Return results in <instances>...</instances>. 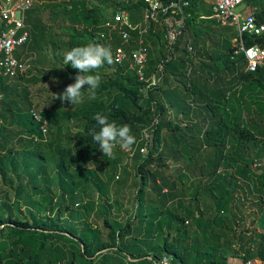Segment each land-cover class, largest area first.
I'll use <instances>...</instances> for the list:
<instances>
[{"label": "trees", "instance_id": "1", "mask_svg": "<svg viewBox=\"0 0 264 264\" xmlns=\"http://www.w3.org/2000/svg\"><path fill=\"white\" fill-rule=\"evenodd\" d=\"M37 2L48 5L53 12L46 14L42 11L33 12L32 10L28 13L27 24L30 37L21 50V54L18 55L19 58L23 57V61L31 63L28 71L18 76L26 88L41 82L65 77L66 87L68 84L74 83V78L78 73V70L72 68L70 64L67 65L65 73H45V70H50L53 67L52 60L46 52L49 45L46 44L45 46L49 40L48 22L52 17L61 18L67 23L66 27L60 28L61 34H55L57 36L55 42L60 43L59 45L64 46L67 51L91 42H98L109 47L112 53L119 47L125 48L127 53H131L137 48L140 39L138 31L131 32L132 45L127 46L122 42L119 33L111 32L108 27L110 22L103 26L92 24L93 17H98L101 11L91 8L87 0H37ZM248 2L253 7L256 6L254 5L256 0H248ZM209 4L212 3L207 2V0H192L190 7L185 9L187 17L184 34L180 40L185 37L187 28L192 23L198 19L204 23L205 20L202 17L212 16L213 4L210 7ZM116 7L118 11H127L130 16L136 12L144 13L143 0H129L128 3L121 1ZM253 15L257 24L264 26V6L257 8ZM112 20L113 18L111 22ZM158 28L159 31H157ZM161 29L160 25L150 24L149 32L146 35V45L149 47L145 72L146 81H140L136 72L131 71L129 64L125 63L124 66L117 67L122 74L116 75L114 72L115 78L112 76L108 78L110 83L105 85L94 100L79 105H71L67 101L57 99L58 104H62L64 107L61 108L63 112L60 114L63 121L81 120L83 122V126L74 135L67 134L65 136L68 146L64 147L60 142L56 145L50 144L53 147L55 157L60 161L58 165L61 176L59 177L60 189L64 191L65 195L56 201L60 204L56 214L54 201H50L49 214L48 216L45 215L43 220L37 219L33 214H31L32 221L26 220L25 222L15 219L11 213L0 217V264H96L99 259H102L101 264H156L163 256H172L176 262L181 264H222L216 257H212V252L205 247H196L195 249L198 251L196 254L181 252L175 240H170V230L174 227L179 230L181 225L188 220L194 221L204 232L213 229V225L220 223L221 211L230 210H228L230 198L227 191L217 193L216 185H219V182L215 181L216 174L221 167H225V169L234 167L236 161L242 157L243 149L251 147L252 144H258V141L255 131L236 122L235 118L224 113L226 110H231L230 106L239 99L240 95L237 97L236 94H233L232 97L230 96L231 98H228L227 95L232 89L228 90L221 87V80L212 83L210 81L213 78L210 75L211 72L204 70L203 64L198 67L202 73L200 77L197 76V66L192 78L186 76L187 49L183 55H178L176 60L166 63L162 75L165 79L164 82L162 83L161 80L157 86L147 89L152 71L165 57L166 42L162 39L163 29ZM245 43L248 48L253 46L264 48V33L262 36L246 37ZM194 47L196 49V43H194ZM228 50L229 53L225 58L226 65L222 67L223 71H236L238 66H242V72L238 79H241V83L246 88L253 91L248 99L252 107H256L257 111L263 114L260 111L264 108V65L260 66L255 73H246L244 56L233 58V48L228 47ZM108 66L114 65L113 63H105L97 72H108ZM220 66L214 65L212 67L217 73L221 69ZM52 69H54L52 72H55L56 68L53 67ZM129 71L134 72L135 75L128 74ZM69 72H72L74 76L71 77ZM7 81L6 78L2 79L1 93L2 100L6 99L8 102L7 109L13 111L12 125L15 124L23 128L25 131L23 139L37 140L39 142L37 146L43 144L44 122H39L34 117L33 113L35 112L33 111L30 92L23 91L18 96L13 95ZM236 81L237 79L234 80V82ZM167 92H171V94L165 95ZM163 93L165 94L163 95ZM169 96L170 98H168ZM180 96L186 103L193 101L197 105L206 107L214 117L203 134V143L198 140L201 128L198 130H196L197 128L181 130L179 125H173L170 120L164 122L168 111L164 98L170 102V107H172ZM96 113L108 116L109 120L115 121L117 125L127 124L131 129V134L136 138L130 149H135V153L140 155L137 166V173L141 178L136 194L138 205L134 217L127 222L123 229H116L108 219L104 220L103 228L93 224H85L83 228L77 226L81 221L90 218L95 209L94 201L86 202V205L79 210L74 208L75 205L80 207V203H82L80 193L86 191L88 186L94 182L99 184L95 185V189L101 193L106 194L109 187L99 179L94 170L87 167L80 168L82 165L95 162L101 152L99 145L89 135L90 130L94 128L98 130V125L93 119ZM154 116L157 121L153 119ZM4 117L0 116L2 124L7 123ZM142 120L145 122H141ZM230 120H233L234 125L230 124ZM145 129H149L152 137L147 154L144 156L141 154V149L144 146L141 138ZM193 134L197 138L196 143L190 145L186 143L183 137ZM1 135L0 132L1 173L5 175L12 168L23 167V171L20 173L22 176L31 169L30 165L21 161L22 165L19 162L20 154H16V149L10 145V140H3ZM261 135L264 139V132ZM230 142L234 144L232 151L223 152V148ZM204 145L214 151L213 154H210L209 159L205 157L207 163H202L201 151ZM179 148L182 149L184 155L189 157L188 166L192 165L191 170L199 167L200 164L202 175H208L211 178V180L207 179L200 182L194 198L197 201L200 200L203 186L216 195L217 214L212 223H207L193 209L180 202V199L185 196L184 189H179L176 180L171 181L162 173L166 162L163 160V156L166 151ZM32 153H39L42 161L47 159V155L40 152L38 148ZM199 161L201 162L199 163ZM35 163H37V171L32 173L29 182L34 189H36L34 184L39 179L38 173L42 172L43 169L42 163L38 161ZM116 168L113 166L114 171ZM123 173L128 174L127 168L121 170V175ZM160 179L162 182L159 181ZM150 185L151 189L149 188ZM25 188L24 182L20 181L17 195L20 196ZM165 189H168L167 192ZM116 202L113 204L118 205L117 200ZM174 203L177 206L175 210L170 207ZM141 209H150L151 217L138 221L137 213H143ZM64 213H68L69 218L60 223ZM52 214L54 218L51 219L49 215ZM135 228L141 234L145 232L143 234L145 238H151L154 234L162 235L163 250H155L151 254L144 253L141 249L142 242H140L139 236L135 235L132 238V232ZM126 240L130 241V247L127 246Z\"/></svg>", "mask_w": 264, "mask_h": 264}, {"label": "rangeland", "instance_id": "2", "mask_svg": "<svg viewBox=\"0 0 264 264\" xmlns=\"http://www.w3.org/2000/svg\"><path fill=\"white\" fill-rule=\"evenodd\" d=\"M87 1L91 8H96L101 11L98 17H93L92 24L103 26L111 22V19L115 16L114 14L118 11L116 5L120 4L122 0ZM254 5H256L254 7L259 9L264 6V0H256ZM210 6L212 4H209ZM254 7L248 0L245 1L246 14L252 15L255 12ZM32 10L33 12L42 11L46 14L53 12L51 7L43 4V2L38 3L37 1ZM131 19L135 23L143 22V14L140 12L131 14ZM212 22L214 21L205 20L202 23V20H196L187 28V34L179 41L177 46L178 55H183L188 46V35H191L194 43H196L197 57L195 58V69L197 66L198 77L202 75L198 68L201 64H203L204 70H208V65L211 61L213 62V66L221 65L220 67H224L226 65L225 58L229 53L228 47L232 48L233 40L236 36L234 29L222 28L216 22ZM48 23L49 40L45 43V46L46 44L49 46H47L46 52L56 70L52 72L54 70L52 67L50 70H45V73H65L67 71V65L64 63V56L67 50L64 46L61 47L59 45L60 43L57 44L55 42L57 40L55 34H61L59 31L60 28L66 27L67 23L61 18L55 19L54 17ZM157 31H159V28ZM161 36L165 40L164 33ZM227 44L229 45L227 46ZM28 64L30 67L31 63ZM241 67L238 66V76L234 78L237 81L233 86L229 87L228 90H232L227 95L228 98H231L233 94H236L237 97L240 95V97H238L239 99L235 103H232L230 106L231 110H226L224 113L235 118L234 120L236 122L244 124L255 131L258 144L245 147L242 157L236 161L234 167L229 169L221 167L216 174L215 181L219 182V185H216L214 182L217 193L227 191L230 198L228 205V210H230L221 211L220 223L215 226L213 225V229L204 232L194 221L188 220L181 225L179 230L175 227L170 230V240H175L181 252L186 251L196 254L198 252L195 249L196 247H205L212 252V257H216L222 264H264V173L258 175L257 170L254 169L255 164H264V139L261 135L264 132V115L259 113L256 107H252L248 99L249 95L251 93L253 94V91L246 88L241 83V79H238L239 74L242 72ZM212 69L213 73H216L214 67ZM107 71L99 73L101 80L95 90L96 97L104 89L105 85L110 83L108 78L111 76L115 78L113 75L114 72L116 75L122 74L114 66L107 68ZM222 71L223 68L219 69L217 73ZM94 72H97V70H94ZM129 72L128 74L133 76L134 72ZM69 75L72 77L73 73L69 72ZM163 80L165 79H162V83L164 82ZM7 83H9L13 95L18 96L23 91L30 92L33 111L43 119L46 125L43 130V144L37 146V143H39L37 140L23 139L25 131L18 125H12L13 111L7 109V100L0 101V116H5L4 118L7 120L6 124H2L0 120L1 138L3 140H10V145L15 147L16 154H20L19 162L22 164L21 161H23L24 164H28L31 167L22 176H20V173L23 171V167H18L17 169L12 168L4 175L1 173L2 165L0 163V217L4 214L11 213L15 219L25 222L26 220L32 221L31 214H33L37 219L43 220L45 215L48 216L49 214L50 201H54L56 214L60 206L56 201L65 195L64 191L60 189L59 177L61 176L58 171L60 161L55 157L53 147L50 144L54 143L56 145L60 142L62 146H68L65 136L67 134L74 135L83 126V122L81 120L67 122L63 121L60 117L61 112H63L61 108L64 107L62 104H58L56 95L62 93L66 84V77L41 82L35 86L31 85L27 87L28 89L20 78L8 80ZM84 87L87 88L86 85ZM82 91L84 92V102L91 101L92 99L88 98L87 90ZM167 94H171V92H167L165 95ZM164 100H166L165 105L168 108L164 122L170 120L173 125H179V129L181 130L191 128H197L196 130H198L201 128L198 140L203 143L202 135L214 120L212 113L206 107L197 104V108L193 110L181 96L174 102V106L172 107H170L171 104L167 102L166 98ZM153 119H156L155 116ZM141 122H145V120ZM230 124L234 125L233 120H230ZM166 131L164 132L165 134ZM183 138L190 145L196 143L197 139L194 134ZM233 146V143H227L223 148V152H231ZM37 148L40 152L47 155L46 161H42L39 153H32ZM213 153L214 151L212 149L204 145L201 151L202 163H207L205 157L209 159L210 154ZM138 155L135 153V149L123 150L117 145L112 156H104L101 151L95 162L80 167H87L94 170L99 176V179L104 184L109 185V187L106 194L101 193V191L95 189V185L99 184L94 182L88 186L86 191L80 193L82 203H80V207L75 205L74 208L79 210L86 205V202L94 201L95 209L90 218L81 221L77 226L83 228L85 224H93L99 226V228H103L104 220L108 219L116 229H123L127 222L132 220L138 205L136 194L141 179L137 173V166L140 161V155ZM163 160H166L163 166V175L171 181L176 180L178 183L177 187L179 189L183 188L185 191V196L180 199V202L193 209L207 223H212L214 216L217 214L216 195L203 186L200 200L197 201L194 198L200 182H204L207 179L211 180V178L208 175H202L200 164L199 167L191 170L192 165L188 166L189 157L184 155L181 148L167 150L163 156ZM35 161L42 163L43 166L42 172L38 173L39 179L34 184L36 185V189L29 183L32 178V173L37 171V163ZM113 166L117 167L116 171H114ZM123 168H127L128 174L123 173L121 175ZM20 181L24 182L26 188L19 196L17 193ZM159 181L162 182L161 179ZM149 188L151 189V185ZM218 188L221 189L219 190ZM167 190L165 189V192ZM116 200L118 201V205L113 204ZM110 207H113V209H110ZM170 207L175 210L177 208L176 203L170 205ZM141 212L143 213H137L139 217L138 221L151 217L150 209H141ZM49 216L51 219L54 218L53 214ZM62 218L60 223L63 220H67L69 214L64 213ZM143 234L145 232L141 234L135 228L132 232V238L135 235L139 236L138 238L142 242L141 249L144 253L151 254L155 250H163L162 235L157 236L154 234L151 238H145ZM129 240L125 241L128 247L131 246ZM77 256H79L78 253ZM123 261L126 262L125 259ZM101 263L102 259L96 262V264Z\"/></svg>", "mask_w": 264, "mask_h": 264}, {"label": "built area", "instance_id": "3", "mask_svg": "<svg viewBox=\"0 0 264 264\" xmlns=\"http://www.w3.org/2000/svg\"><path fill=\"white\" fill-rule=\"evenodd\" d=\"M37 0H0V101L2 100L1 82L3 78L13 80L19 74H25L29 69L28 61L18 57L21 50L27 44L30 34L28 31V13L32 11ZM128 3L129 0H122ZM192 0H143L144 13L143 22L133 23L130 13L119 10L113 17L108 27L113 33L121 35L122 42L131 46V32H139L137 48L127 53L125 48L119 47L112 53L113 65L115 67L129 64V69L135 71L140 81H146L149 47L146 45L145 36L149 32V25H160L165 36V57L152 71L147 89L157 86L163 79L166 63L176 60L178 54L177 46L184 34L185 9L190 7ZM213 4V15L202 17L203 20L216 22L222 28H231L235 31L233 40V58L244 56L246 73H255L260 66L264 65V48L253 46L248 48L245 43L246 37L262 36L264 26H259L254 15L246 14L245 0H207ZM197 51L193 39L188 35L187 56L185 61V72L188 78H192L195 70ZM194 110L197 105L188 101ZM154 110V109H153ZM37 121L43 119L33 113ZM44 122V121H43ZM45 122L43 130L45 128ZM208 127V126H207ZM203 137V135H202ZM151 139L149 129L142 132L141 141L144 146L141 154L146 155ZM134 155V154H133ZM132 155V156H133ZM254 169L258 175L264 173V164H255ZM156 264H181L176 262L172 256H163Z\"/></svg>", "mask_w": 264, "mask_h": 264}, {"label": "clouds", "instance_id": "4", "mask_svg": "<svg viewBox=\"0 0 264 264\" xmlns=\"http://www.w3.org/2000/svg\"><path fill=\"white\" fill-rule=\"evenodd\" d=\"M113 62L111 49L101 43L91 42L73 47L65 53L64 63L78 70V74L74 78V83L68 84L61 94L56 95V99L67 101L71 105H79L84 102L82 90H87L88 98L94 100L95 90L101 80L100 74L94 70L102 68L105 63ZM93 119L98 125V130L95 128L90 130L89 135L99 145L104 156H112L117 145L123 150H128L135 143L136 138L131 134L127 124L117 125L102 113H96Z\"/></svg>", "mask_w": 264, "mask_h": 264}, {"label": "crops", "instance_id": "5", "mask_svg": "<svg viewBox=\"0 0 264 264\" xmlns=\"http://www.w3.org/2000/svg\"><path fill=\"white\" fill-rule=\"evenodd\" d=\"M253 9L256 10L257 8L254 7ZM145 38H146V36H145ZM212 66H213V63L211 61V63L208 65V70H210V72H211L210 75H211V77H213L210 80L212 83H214L216 80H218V81L221 80V83H220L221 87H224L226 89H229L230 86H233L235 84L234 78L238 76V70H236V71L235 70H231V71L227 70L226 72L222 71L219 73V76H216L217 73H213ZM260 112H263V115H264V108Z\"/></svg>", "mask_w": 264, "mask_h": 264}]
</instances>
